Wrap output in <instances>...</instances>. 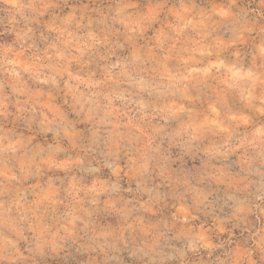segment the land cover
I'll return each mask as SVG.
<instances>
[{
	"label": "rangeland",
	"instance_id": "obj_1",
	"mask_svg": "<svg viewBox=\"0 0 264 264\" xmlns=\"http://www.w3.org/2000/svg\"><path fill=\"white\" fill-rule=\"evenodd\" d=\"M42 3L50 7L31 18V39L22 46L0 12V51L22 52L19 66L0 61V112L8 113L0 115V236L16 241L27 257L20 264H181L186 242L176 218L182 209L191 212L192 228L207 230L215 245L189 254L188 264H264V214L257 208H264V114L245 109L241 86L227 80L190 86L183 94L161 87V77L172 80L189 68L204 76L219 72V62L212 65L206 55L210 44L223 52L225 65L249 69L264 41V18L252 12L259 0ZM225 11L234 18H224ZM70 15L75 19L65 25ZM245 22L255 30L245 32L236 48H225L237 41ZM51 25L67 27L79 40L63 49L66 59L60 62L45 56L54 57L50 46L57 33L49 31ZM137 51L149 57L140 66L149 90L107 82L109 67ZM49 64L62 72L55 85L42 82ZM77 86L94 101L84 110L69 91ZM120 91L132 95L117 100ZM90 107L97 118L109 112L107 131L119 143L115 160L102 159V145L92 143L97 123L88 119ZM65 128L75 131V139ZM249 140L257 143L248 146ZM241 142L246 147L237 150ZM141 156L147 170L134 174L130 161ZM77 157L82 164L69 163ZM221 174L242 183L229 188L219 182ZM236 200L252 211L234 219ZM37 218L48 241L42 253L33 251L29 227ZM160 233L159 247L148 253L144 245Z\"/></svg>",
	"mask_w": 264,
	"mask_h": 264
},
{
	"label": "clouds",
	"instance_id": "obj_2",
	"mask_svg": "<svg viewBox=\"0 0 264 264\" xmlns=\"http://www.w3.org/2000/svg\"><path fill=\"white\" fill-rule=\"evenodd\" d=\"M260 7L258 9L252 10V12L261 18H264V0H259ZM40 5V7H38ZM50 5L43 4L42 0H0V12L6 13L8 17V24L10 26V31L14 33L16 41L21 43L27 42L31 39L32 28L29 27L31 23V18L37 14L43 15L44 10H46ZM247 15V13H245ZM224 18L232 19L234 15L228 11L223 13ZM75 17L70 15L63 22L65 25L73 21ZM239 22V21H238ZM255 30V26L249 27L247 22L244 23L241 29V33L237 38V41H233L231 44L225 45L227 49L236 48L237 42H244V33L252 32ZM49 31L57 33V41L53 43L51 47V52L53 55L45 54L46 59L52 61L55 59L56 62H60L66 59L64 55L63 49L69 48L74 44L78 46L79 40L74 37V34L69 32L67 27H61L56 25L49 26ZM260 32L264 33V28L260 29ZM133 34H135V30H133ZM99 43V41H97ZM159 44L160 41L158 40ZM76 50H79L77 47ZM22 55V52L14 51L11 47L3 49L0 51V61H3L6 65H14L19 66V60ZM197 56L200 54L197 53ZM206 55L209 58V62L212 65H216L217 62L221 65L219 72L213 70L207 73L204 76L198 68H189L186 74L176 76L172 80H168L167 77H161L166 83L161 85V87H170L175 88L177 91L186 93L188 88L195 87L197 85H207L210 81L214 82L217 86L220 84L221 80H227L228 82H234L236 85L241 86V103L243 104L245 109L254 108L257 112L264 114V41H262L259 45H257L256 54L253 55L251 60V67L246 71H241L236 68L234 65H225L223 60L220 59L222 57L223 52L217 51L215 45H209L208 51ZM238 53L234 52L233 56L238 57ZM149 57H146L142 52H133L130 59L126 63H118L111 65L107 70V82L112 83L116 87L120 86L121 81L127 82V87L129 89H136L139 92H146L149 90L148 83L145 80L144 76L141 75V67L146 63V60ZM193 62H195V58H193ZM50 75L44 77V83L51 82L53 85L57 83V76L62 75L61 69L58 64H49L48 65ZM15 75H19V73H15ZM95 87H99V85H93ZM259 90V95L257 94ZM69 91L73 94L75 102L80 106L81 110H84L86 105H92L94 103L93 98L91 96H83L79 93V86L75 89L70 88ZM126 95L131 96L132 93L125 91L116 92L114 94V98L117 100H124ZM135 103L138 108L144 110L147 108V105L143 100H135L131 101ZM47 106V105H45ZM183 107V105H180ZM2 107H6L2 106ZM22 109L18 108V111ZM0 115L7 116L8 113L6 111L0 112ZM109 112H105L103 116L96 117L95 110L93 108H88L87 116L89 120L96 119L97 128L92 132V143L97 145H102L103 150L100 153V156L105 161L112 159L115 160L118 158L119 152V143L114 138L113 131H107L109 127V121L107 117ZM47 119V118H46ZM235 120V118H233ZM54 121H48L49 124ZM238 125L240 122H237ZM114 129V126H112ZM65 135L70 139H75L76 133L74 130L69 131L68 128H65ZM248 146H253L257 143L255 140H249ZM246 145L241 142L236 148L237 150L244 149ZM55 152L61 151L60 148L54 149ZM85 155H87V151L85 150ZM143 157H138L132 159L130 161L131 167L130 171L134 174H139L142 171L147 170V165L142 162ZM73 165H79L83 163V159L77 157L76 159L69 162ZM100 163V160H97V164ZM59 167H65L64 163H61ZM219 182L226 184L229 188H236L237 185L242 183V181L233 180L231 177L224 176L221 174V178H219ZM101 184V191L107 190L103 185V182H99ZM90 191H94L95 189H89ZM257 208L264 214V208H260L257 205ZM252 209L248 207V205L242 200H236L234 202L233 209V218L238 219L240 216L248 214ZM191 212L187 210H181L179 216L176 218L177 223H179L180 228L178 231V236L182 237L185 244V249L180 256L181 264H188L187 257L189 254H197L201 251L210 252L215 248L212 240L209 238L208 231L200 228L198 230H194L191 226ZM223 222H221V225ZM11 231L15 233L17 237L23 236V233L18 230L14 225H9ZM31 231L34 233L35 237V248L33 251L36 253H42L44 246L48 243L45 239L46 230L44 226L37 218L35 224L29 225ZM167 227V226H166ZM175 227V224L173 225ZM220 232H223L224 227L220 226L218 228ZM148 233H146L147 235ZM163 233H160L153 237L151 243H146L144 247L147 249L148 253H155L157 248L160 245V240L163 237ZM264 240V237L261 238ZM259 246V245H258ZM27 257L23 255L17 246L16 241L4 238L0 236V264H20L21 261L26 260ZM234 264H239V260L234 262ZM249 264H252L249 261Z\"/></svg>",
	"mask_w": 264,
	"mask_h": 264
}]
</instances>
